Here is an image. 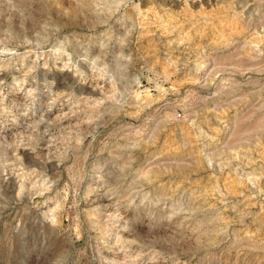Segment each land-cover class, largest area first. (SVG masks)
Wrapping results in <instances>:
<instances>
[{
  "label": "rangeland",
  "instance_id": "rangeland-1",
  "mask_svg": "<svg viewBox=\"0 0 264 264\" xmlns=\"http://www.w3.org/2000/svg\"><path fill=\"white\" fill-rule=\"evenodd\" d=\"M0 264H264V0H0Z\"/></svg>",
  "mask_w": 264,
  "mask_h": 264
}]
</instances>
